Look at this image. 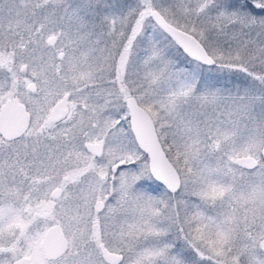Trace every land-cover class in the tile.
I'll return each instance as SVG.
<instances>
[{
	"label": "snow or ice",
	"instance_id": "snow-or-ice-1",
	"mask_svg": "<svg viewBox=\"0 0 264 264\" xmlns=\"http://www.w3.org/2000/svg\"><path fill=\"white\" fill-rule=\"evenodd\" d=\"M0 264H264V0H0Z\"/></svg>",
	"mask_w": 264,
	"mask_h": 264
}]
</instances>
